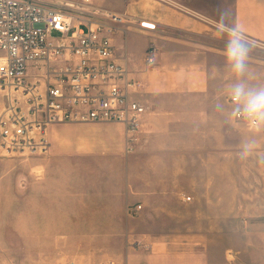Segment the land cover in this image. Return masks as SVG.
<instances>
[{"label": "crops", "instance_id": "0c3cea01", "mask_svg": "<svg viewBox=\"0 0 264 264\" xmlns=\"http://www.w3.org/2000/svg\"><path fill=\"white\" fill-rule=\"evenodd\" d=\"M180 1L189 11L92 0L128 20L107 23L109 37L147 111L133 153L120 123L47 129L48 153L30 161L23 221L12 225L25 264H264V128L228 118L235 77L214 27L221 12L241 27L255 45L248 83L264 85V0ZM250 139L257 147L244 157Z\"/></svg>", "mask_w": 264, "mask_h": 264}, {"label": "built area", "instance_id": "2783aa9c", "mask_svg": "<svg viewBox=\"0 0 264 264\" xmlns=\"http://www.w3.org/2000/svg\"><path fill=\"white\" fill-rule=\"evenodd\" d=\"M157 1L189 11L180 0ZM126 22L92 0H0L4 156H44L50 147L47 129L64 123L123 124L127 153L135 151L147 107L130 97L138 85L116 62L109 37L113 29L107 26ZM155 52L151 44L149 64ZM141 210L138 205L129 213L137 215Z\"/></svg>", "mask_w": 264, "mask_h": 264}, {"label": "clouds", "instance_id": "9594fccd", "mask_svg": "<svg viewBox=\"0 0 264 264\" xmlns=\"http://www.w3.org/2000/svg\"><path fill=\"white\" fill-rule=\"evenodd\" d=\"M214 27L224 39L225 63L235 77L227 92L232 102L228 118L243 121L251 131H260L264 128V85L248 83V61L255 45L239 25L227 22L225 12H221L220 18L214 21ZM217 107L222 108V105ZM256 147L255 139L246 140L242 155L247 157Z\"/></svg>", "mask_w": 264, "mask_h": 264}, {"label": "rangeland", "instance_id": "374dc122", "mask_svg": "<svg viewBox=\"0 0 264 264\" xmlns=\"http://www.w3.org/2000/svg\"><path fill=\"white\" fill-rule=\"evenodd\" d=\"M257 49L264 50V46L257 45ZM41 157H8L0 150V264H25L28 251L18 241L21 236L12 230V225L15 217L23 221L25 175L30 171V163Z\"/></svg>", "mask_w": 264, "mask_h": 264}]
</instances>
